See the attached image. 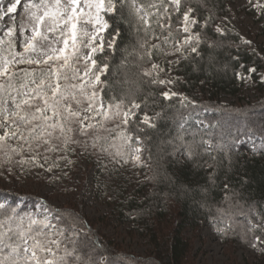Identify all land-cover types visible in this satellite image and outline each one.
<instances>
[{"label":"snow or ice","instance_id":"1","mask_svg":"<svg viewBox=\"0 0 264 264\" xmlns=\"http://www.w3.org/2000/svg\"><path fill=\"white\" fill-rule=\"evenodd\" d=\"M2 2L0 0V4ZM181 3L182 0H167V3L165 0H147L146 3H139V0H119V3L117 0H39V3L27 0L22 4V0H14L6 11L0 7V19L15 13L18 6L24 13L20 25L22 50L16 49L15 27H9L4 33L8 37L6 41L0 39V169L5 164L14 163L22 172H30L33 168L52 172L54 168H60L61 162L65 167L73 164L67 153L75 152L77 148L84 154H105L121 166L131 161L133 166L150 167L148 161L152 155L147 147L150 137L146 129H155L162 113L149 116L147 109L154 108L160 97L171 100L179 95L171 91L158 94L143 91L142 85L176 83V79L161 78L165 70L152 62L153 50L166 58L185 50L197 52V47L192 45L200 42V34L192 32V26L199 24L192 15L194 9L186 7L182 12V31L188 35L182 43L170 44L173 30L169 6L172 12L180 13ZM126 7L136 19L137 43L131 51L122 50L124 56L118 67H126L129 58L134 57L139 79L130 81L125 76L124 83L136 85L141 94L140 102L131 90L114 92L108 83L109 60L103 55L106 47L110 52L116 50V37L120 35L118 28H113L114 35L109 33L110 38L105 40L103 33L112 27L105 16L111 14L115 20ZM152 17L155 19L151 20ZM9 19L14 23L13 17L9 16ZM211 19L209 16L203 26H207ZM178 23H181L179 17ZM216 31L223 30L217 27ZM244 43L251 45V41ZM163 45L170 46L172 52H166ZM97 55L101 57L99 63ZM166 62L171 70L179 60ZM239 69L234 70V75L241 81L250 80L251 74L257 71L243 64ZM101 76L105 79L102 80ZM261 80L264 81V77ZM106 89L107 102L102 95ZM183 99L187 100L186 97ZM172 119L173 123L180 120L176 126L177 135L161 143L172 146L168 155L176 157L179 153L194 163L200 155V145H205L203 151L208 152L206 146L210 141H186L187 118ZM248 139L250 142V135ZM260 147H264V137ZM57 153L59 155L53 159L52 154ZM41 159L48 164L47 168ZM5 171L13 175L12 167ZM2 175L4 172L0 171ZM225 189L228 190L227 185ZM10 196L11 193L0 190V264H96L92 257L94 249H90L86 256L82 254L89 245L82 228L76 226L78 219L74 214L53 210L42 199L34 205L37 211L30 208L23 211L25 197L13 202ZM241 208L237 202L216 209L218 216L213 219V224L217 220H231L235 215L244 216L247 226L246 230L242 226L240 238L256 247L254 241H260V236L254 233L258 229L264 235V217L256 214L257 222L254 223L250 215L254 209L238 210ZM216 230L221 235L228 234L224 228ZM66 232L70 235L66 236ZM249 233L253 234L251 241L247 239ZM258 251L264 254V248Z\"/></svg>","mask_w":264,"mask_h":264},{"label":"trees","instance_id":"2","mask_svg":"<svg viewBox=\"0 0 264 264\" xmlns=\"http://www.w3.org/2000/svg\"><path fill=\"white\" fill-rule=\"evenodd\" d=\"M237 1L182 0L180 13L172 12V7L169 6L173 30L170 44L180 43L186 35L182 31V12L186 7L194 9L192 15L199 24L194 25L193 30L200 34V42L192 45L197 47V52L185 50L179 63L171 66L177 75L174 86L185 94L187 100L179 95L171 100L160 97L154 108L147 109L151 116L156 112L162 113V118L156 121V128L146 129V134L150 137L147 147L152 155V159L148 161L151 165L148 167V177L151 179L142 180L131 190V161L121 166L107 155H98L96 152L86 154L90 166L96 165L94 184L97 196L104 199L110 210L94 217L96 221L84 215L85 192L77 199H69L61 208L50 205L53 210L59 209L75 215L78 219L76 226L82 228L86 236L85 242L89 245V248L82 250V254L86 256L90 249H94L92 257L96 264H101V261L102 264H187L193 249L192 240L187 233L200 232L205 223L214 229L224 228L228 234L221 237L226 242L243 241L239 233L242 226L246 230L245 217L235 215L231 220H217L213 224V219L218 216L216 209L238 202L242 206L238 210L254 209L250 213L254 223L257 222L256 214L264 217V147H260L261 138L264 137V81L260 78L264 72V57L244 43L241 35L226 18L230 12V4ZM146 2L147 0H139V3ZM209 16L212 19L207 26H203ZM178 17L181 23H178ZM105 19L112 26L105 31V40L110 38L109 33L114 35L113 28H118L120 32L116 37V50L110 52L106 47L103 54L109 60L108 83L113 86L116 94L131 90L136 94L137 102H140L141 94L136 85L124 83L125 76L130 81L139 79L134 57L129 58L126 67H118L124 56L122 50L131 51L136 46L135 16L130 15L126 7L115 20L111 14L106 15ZM154 19L155 17L151 18ZM259 21L263 23L264 32V9ZM10 27H15L13 22ZM217 27L223 31L217 32ZM156 31L159 33V28ZM139 35L142 37L143 33ZM13 38L16 40V31ZM0 39L6 41L8 37L3 34ZM165 48L171 49L168 45ZM100 58L97 55L98 63ZM168 59L169 56H158L153 50L152 62L159 61L169 68L166 62ZM240 64L256 68L257 71L251 77L257 97L242 104L224 103L221 98L223 93L237 97L242 93L244 81L234 75V70H240ZM145 67H150V64H145ZM245 75L248 73L245 72ZM101 79L104 80L105 77L102 76ZM142 87L145 92L158 94L166 91V86ZM102 95L107 102V89ZM173 117L187 118L184 133L186 141H210L206 146L208 152L203 151L205 145H200V155L195 158L194 163L188 162L179 153L176 157L168 155L173 150L172 146L161 143L177 135L176 126L180 120L173 123ZM249 135L256 139L252 152L240 149L241 142ZM143 136L144 133L141 134L142 139ZM57 182L59 180L55 179V184L59 186ZM0 190L11 193L9 199L13 202L19 197H25L23 211H28L29 208L37 211L34 205L42 199L34 193ZM225 197L230 199L226 200ZM96 224L101 225L97 230ZM126 224L131 225L129 234L147 238L150 248L145 255L124 250L105 232L111 226L119 230ZM254 234L260 236L264 244V235L258 229ZM65 235L70 233L66 232ZM252 236L249 233L247 239L251 241ZM257 264H264V254H260Z\"/></svg>","mask_w":264,"mask_h":264},{"label":"rangeland","instance_id":"3","mask_svg":"<svg viewBox=\"0 0 264 264\" xmlns=\"http://www.w3.org/2000/svg\"><path fill=\"white\" fill-rule=\"evenodd\" d=\"M14 0H3L0 7L5 11L9 3ZM27 0H22V4ZM33 2L39 3V0H33ZM259 5L260 7H257ZM264 9V0H238L235 3H231L229 6V14L227 20L233 25L236 31L241 35L244 41H251L250 47L256 50L261 56L264 57V32L262 22L259 21V17ZM9 16L14 18V25L16 27V49L22 50L21 47V31L20 25L24 20V13L21 6L17 7L15 13H10ZM9 16H4L0 19V36H2L10 24L13 22L9 19ZM11 22V23H10ZM194 26H192V32ZM105 33V32H104ZM103 33V35H104ZM28 34V33H25ZM186 35H188L186 33ZM185 35V36H186ZM183 41V40H182ZM182 41L180 43H182ZM159 41H154L157 43ZM195 43V42H193ZM163 45L162 47H164ZM179 46V44H177ZM166 52L171 53L172 49L165 48ZM185 54H169V61L179 60ZM156 64L164 68V73H161L162 79H175L177 75L174 73L173 68L171 70L167 66L157 61ZM21 68L26 67L20 65ZM264 77V72L261 73L260 78ZM102 78V76H101ZM166 91H171L179 94V96L185 97V94L176 90L174 84L166 86ZM257 95L253 88L252 77L250 80L244 81L242 86V93L240 96H232L223 93L221 95L222 101L227 104H242L247 100H255ZM151 116L150 114H148ZM99 119V118H98ZM111 127V125H109ZM256 139L251 138L249 142L248 138H245L241 144L240 149L247 152H252L255 149ZM98 155L101 153L96 152ZM28 155V153H25ZM57 154H52L55 159ZM68 158L74 161L65 167L64 162H61L60 168H54L52 172H46L40 168H33L30 172H22L18 166L14 163L12 165L5 164L4 168L0 171L4 172V175L0 176V188L6 191L14 190L19 193H34L39 195L47 204L53 207H59L66 205L69 199H77L80 194L86 193V202L84 207V215L90 218L104 214L110 210L109 206L104 203L99 195L97 196L95 187V175L96 165L90 166L86 160V154L82 153L79 148L75 152H68ZM105 155V154H101ZM16 159H19L17 156ZM2 161V157H0ZM41 163L45 164V168L48 167L42 159ZM129 168V172L132 175L131 190L137 187V184L142 180H145L149 175L148 167L133 166V163ZM12 167L13 175H9L5 169ZM67 173V175H64ZM60 185L55 184V179ZM93 220L96 221L94 218ZM100 224H96L95 229H99ZM131 225L126 224L119 230L114 227L108 228L105 232L114 239V241L120 244L124 250L134 253L136 255H145L150 245L147 238L135 236L129 234ZM187 236L191 238L193 249L192 255L188 259V263L192 264H257L261 252L259 248H264L263 242L254 241L256 247L245 242H226L222 239L221 234L216 229L211 227L208 223L203 224L201 231L198 233L188 232Z\"/></svg>","mask_w":264,"mask_h":264}]
</instances>
